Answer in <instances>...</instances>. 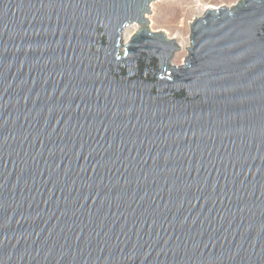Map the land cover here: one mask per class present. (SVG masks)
<instances>
[{"label":"water","instance_id":"1","mask_svg":"<svg viewBox=\"0 0 264 264\" xmlns=\"http://www.w3.org/2000/svg\"><path fill=\"white\" fill-rule=\"evenodd\" d=\"M156 1L0 0V264H264V0Z\"/></svg>","mask_w":264,"mask_h":264},{"label":"rangeland","instance_id":"2","mask_svg":"<svg viewBox=\"0 0 264 264\" xmlns=\"http://www.w3.org/2000/svg\"><path fill=\"white\" fill-rule=\"evenodd\" d=\"M239 0H158L151 6V14L148 15L149 28L153 32H163L167 38L175 39L179 50L175 53L171 64L173 66L184 65L189 55L190 45V22L203 16L209 7L221 6L232 7ZM139 26L133 25L128 29L131 37Z\"/></svg>","mask_w":264,"mask_h":264},{"label":"bare ground","instance_id":"3","mask_svg":"<svg viewBox=\"0 0 264 264\" xmlns=\"http://www.w3.org/2000/svg\"><path fill=\"white\" fill-rule=\"evenodd\" d=\"M209 8H216V7H209ZM130 38H131V37L128 35V32H125V33H124V39H125V42H126V43L129 42Z\"/></svg>","mask_w":264,"mask_h":264}]
</instances>
